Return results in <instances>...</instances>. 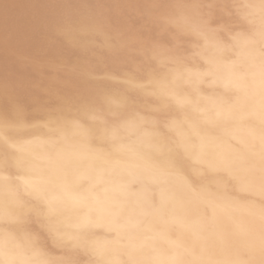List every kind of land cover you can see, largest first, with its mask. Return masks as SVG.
I'll list each match as a JSON object with an SVG mask.
<instances>
[{
    "label": "bare ground",
    "instance_id": "1",
    "mask_svg": "<svg viewBox=\"0 0 264 264\" xmlns=\"http://www.w3.org/2000/svg\"><path fill=\"white\" fill-rule=\"evenodd\" d=\"M221 1L236 26L178 0L187 47L127 65L108 10L0 0V264H264V0ZM57 35L110 57L42 103L8 53Z\"/></svg>",
    "mask_w": 264,
    "mask_h": 264
},
{
    "label": "rangeland",
    "instance_id": "2",
    "mask_svg": "<svg viewBox=\"0 0 264 264\" xmlns=\"http://www.w3.org/2000/svg\"><path fill=\"white\" fill-rule=\"evenodd\" d=\"M73 1L74 0H70L71 6L80 8L86 4L89 8V7H91L90 5L93 4V6H95V7L93 8V6H92L91 7L92 9L95 10V9H99V8H102V9L104 8V9L108 10L109 12H111V13H109L110 15L112 14L113 16L116 17V18H114L115 20L112 19L114 21H109L108 24L106 25V27L113 34V35H108V37L111 38L113 42H116L119 44L121 43V46H120L121 49H119V51H117V53H119L120 57H122L123 60L125 59L127 62H129V63H127V65H130V63H133V62H135L138 65L141 64L143 62V59H144L143 54H144V52L148 51L149 48L152 50H159L160 52H164L165 50L177 48L178 46H182L181 47L182 49H185L187 47L188 41H185L183 39L182 40L179 39V35H178L177 31L175 30V28L171 24L167 23L165 20L166 9L168 8L169 5L177 2L178 0H172V1L169 0L168 2H167V0H137V1L136 0H124V1L123 0H112V1L111 0H100V1L99 0H89V1L80 0L81 3L79 0H75L74 3H73ZM77 1L79 4L77 3ZM200 1L203 3V6L205 7V9L207 11H209V20L213 26L218 27L222 24L225 26L233 27V26L237 25L236 18H235V12H234V6L232 5V2H230V1L229 2H227V1L223 2L221 0H200ZM162 2H164V3H162ZM88 3H90V4H88ZM94 3H98V4H94ZM136 3L139 5H136ZM131 4H132V6H131ZM141 5H143V6H141ZM140 6L143 7L142 10H141ZM147 8H150L151 10L148 9V11H145V10H147ZM124 9H125V11H124ZM156 9L158 10L157 12H156ZM133 12H134V14H133ZM118 14H120L121 16ZM147 15H149V16H147ZM220 18H221V20H220ZM120 19L122 21L124 20L125 23H121ZM218 21H219V23H218ZM228 22H230V23H228ZM131 25H133V26H131ZM169 27H170V29H168ZM152 28H154V29H152ZM58 39H59L58 35L56 37L54 36V38L51 41V44L57 45V44H59V42L61 43L62 40L60 41ZM89 42H91V41H88V44H89ZM101 42H102V40L98 39L97 42H95L91 45H88V48L85 50V52L86 51L87 52L83 54V56L84 55H86V56H84V57L82 56L81 59L76 58V56L70 57V59H68V60L72 61L71 63L69 62L70 64L68 62H65V60H66L65 58H68L69 55L65 56L66 52H68V47L64 42H62V43H64L63 46H60V49L62 52L60 51L59 54L57 53L56 55H52L49 52V50L47 52L46 49H50L51 44L49 45V44L45 43L46 48L43 47L44 49L40 50L39 52L37 50H36L37 52H34V53H32L33 52L32 50L31 51L29 50L30 52H25L23 50L13 48L14 52L11 49L8 53V56H9V58L13 57L12 58L13 60L11 61L12 63H15L17 60L18 64H16V63L14 64L17 67L14 66V68H19V71L21 70L20 72H23V73H21V77H22V74H23L24 78L26 77V79L22 78L24 81H26L28 84H30L33 87H35V85H37V86L39 85V87L41 89L39 91H37V95H35L36 96L35 99L37 98L39 102L44 103L46 101H48V102L51 101V99L49 97V95L51 93H57L59 91L64 92V91H67L68 89L69 90H76V91L84 89L81 85L79 87L78 79L83 77L80 83H84L85 79L88 78V76H86V73H88L87 69H88V67L89 68L91 67V63L89 60L94 59L96 64H100L101 67H103L105 64L104 61H106V57H110L108 55V53L107 54L104 53L105 49L102 48ZM129 45H131V46H129ZM62 47H64V48H62ZM94 48H95V50H94ZM24 52H25V54H24ZM44 53H46V55H48V56H46ZM60 53H61V55H60ZM103 53L108 55V56H106V55L103 56L104 55ZM37 55H39V57H37ZM40 55H42V56H40ZM5 56H7V55H5ZM28 59H29L30 63H28ZM33 68L36 71H34ZM43 68H45V69H43ZM43 70H45V71L51 70L53 73H51V71L45 72ZM25 72L27 74H24ZM44 72L45 73L48 72L50 74H48V73L45 74ZM58 72H59V74H62V77L58 75ZM32 73L34 74L33 77H32V75H33ZM27 75H28V77H27ZM94 77H96L97 79H101L103 77V75L100 72V74L94 75ZM27 78H28L29 82H28ZM42 84H44V85H42Z\"/></svg>",
    "mask_w": 264,
    "mask_h": 264
}]
</instances>
